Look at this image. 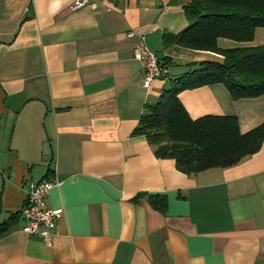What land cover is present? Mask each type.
Listing matches in <instances>:
<instances>
[{
  "label": "crops",
  "instance_id": "crops-1",
  "mask_svg": "<svg viewBox=\"0 0 264 264\" xmlns=\"http://www.w3.org/2000/svg\"><path fill=\"white\" fill-rule=\"evenodd\" d=\"M188 1L0 0V223L17 213L0 231V264H264V141L232 165L185 173L133 131L168 82L144 87L133 48L169 56L175 74L222 58L162 47ZM263 42L264 26L248 41L217 38ZM177 96L191 118L235 115L242 132L264 119V93L234 98L214 82ZM54 177L45 204L62 212L47 245L18 212L30 183ZM151 193L166 195L165 210Z\"/></svg>",
  "mask_w": 264,
  "mask_h": 264
},
{
  "label": "trees",
  "instance_id": "trees-1",
  "mask_svg": "<svg viewBox=\"0 0 264 264\" xmlns=\"http://www.w3.org/2000/svg\"><path fill=\"white\" fill-rule=\"evenodd\" d=\"M186 24L177 32L163 30V48L172 45L205 49L222 58L189 60L186 69L170 75L167 84L144 104L134 132L143 133L158 157H172L175 167L194 173L209 167H225L259 149L264 141V119L242 132L231 114H203L191 118L177 93L185 88L220 82L234 97H254L264 93V42L221 47L218 37L248 41L257 26H264V0H189L182 6ZM172 65L169 56L159 57ZM149 203L166 208V195L151 193ZM0 223V231L15 219Z\"/></svg>",
  "mask_w": 264,
  "mask_h": 264
},
{
  "label": "built area",
  "instance_id": "built-area-1",
  "mask_svg": "<svg viewBox=\"0 0 264 264\" xmlns=\"http://www.w3.org/2000/svg\"><path fill=\"white\" fill-rule=\"evenodd\" d=\"M88 0H73L70 7L76 8L87 3ZM133 55L140 60L142 68L141 84L149 87L152 80L166 76L167 67L161 63L157 53L147 46L133 48ZM56 177L44 178L29 184L19 215L24 220L23 229L29 233L37 234L42 241L49 245L55 232L56 219L62 212L61 207H48L45 196L48 190L58 184Z\"/></svg>",
  "mask_w": 264,
  "mask_h": 264
},
{
  "label": "rangeland",
  "instance_id": "rangeland-1",
  "mask_svg": "<svg viewBox=\"0 0 264 264\" xmlns=\"http://www.w3.org/2000/svg\"><path fill=\"white\" fill-rule=\"evenodd\" d=\"M182 69H183V68H182ZM176 70H177V67L174 66V65H172L170 74H171V75L175 74ZM184 70H185V69H184Z\"/></svg>",
  "mask_w": 264,
  "mask_h": 264
}]
</instances>
